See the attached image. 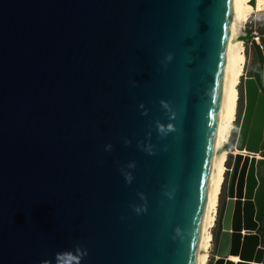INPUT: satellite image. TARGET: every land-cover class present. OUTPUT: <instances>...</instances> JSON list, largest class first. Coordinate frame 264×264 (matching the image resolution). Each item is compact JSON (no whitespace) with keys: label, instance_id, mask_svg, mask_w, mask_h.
<instances>
[{"label":"water","instance_id":"obj_1","mask_svg":"<svg viewBox=\"0 0 264 264\" xmlns=\"http://www.w3.org/2000/svg\"><path fill=\"white\" fill-rule=\"evenodd\" d=\"M234 10L0 0V264H198ZM257 39L215 264H264Z\"/></svg>","mask_w":264,"mask_h":264},{"label":"bare ground","instance_id":"obj_2","mask_svg":"<svg viewBox=\"0 0 264 264\" xmlns=\"http://www.w3.org/2000/svg\"><path fill=\"white\" fill-rule=\"evenodd\" d=\"M250 3L251 0H235L232 38L227 56L217 146L213 161V171L202 241L198 255V264H209L210 262L211 249L213 246L212 231L216 227L220 197L225 184V176L228 172L227 163L229 153L231 155H238V153H240L237 150H235V152L230 151L229 142L237 118L239 86L246 67L244 56L245 41L243 37L246 36L245 29L251 16L264 12V0H256V7H253ZM235 260L239 262V258H233L234 262H236Z\"/></svg>","mask_w":264,"mask_h":264},{"label":"rangeland","instance_id":"obj_3","mask_svg":"<svg viewBox=\"0 0 264 264\" xmlns=\"http://www.w3.org/2000/svg\"><path fill=\"white\" fill-rule=\"evenodd\" d=\"M248 29L252 30L253 33L258 34L260 36V39H257V40H259V42L261 44H264V12H260V13H257V14H254L253 16H251L249 22L246 25L245 34H246V31ZM244 56H245L246 64L247 63L251 64L253 62L254 57H255V50H254V47H253L251 42H245ZM247 71H248L247 69L244 70V76H243L241 84H240L241 88L239 87V89H241V90H242V87L244 88V78L247 76ZM241 90H239V98L241 96ZM238 101H239V99H238ZM235 126H234L235 130L232 133L229 145L231 143L235 144L237 142V138H238L237 136L238 135L235 134L236 131H237ZM230 151H232V150L230 149ZM234 158H235V155H231L229 153V159H228V163H227L228 172L226 173V176H225L226 177L225 178V184H224V187H223V190H222V194H221V197H220V205H222L223 198L229 191V185H230L231 178H232L231 173L229 172V170L231 168H233ZM229 166L231 167L230 169H229ZM219 209H220V206H219ZM218 213H219V210H218ZM216 227H217V224H216ZM216 227L212 231V235L213 236H214V233L216 231ZM217 256H218L217 250L215 248V243L213 242L209 264H215Z\"/></svg>","mask_w":264,"mask_h":264},{"label":"flooded vegetation","instance_id":"obj_4","mask_svg":"<svg viewBox=\"0 0 264 264\" xmlns=\"http://www.w3.org/2000/svg\"><path fill=\"white\" fill-rule=\"evenodd\" d=\"M262 45H263V49H264V44H262ZM254 50H255L254 60H253V62L251 64L247 63L248 66H247V68H245V69L248 70L247 71V76L244 78V88L242 87L241 99L239 98V101H238L237 119H236V123H235V125H236L235 127L237 129L235 134L238 135L237 137H239V135H240V133L242 131V127L244 125V119H245L246 112H247V101H246V96H245L246 81L249 80V79L254 78V72H255L256 68L259 66V59H258V55H257V51H256L255 47H254ZM234 130H235V128H234ZM237 140H238V138H237ZM231 170H232V168L229 170V172L231 173V176H232V171ZM225 196L223 198V203H224ZM223 203H222V205H220L219 213H218V216H217V222H216L217 227H216V231H215L214 236H213V242L215 243V248L217 247V244H216L217 243V235H218V230H219V226H220V213H221V210H222V207H223Z\"/></svg>","mask_w":264,"mask_h":264},{"label":"trees","instance_id":"obj_5","mask_svg":"<svg viewBox=\"0 0 264 264\" xmlns=\"http://www.w3.org/2000/svg\"><path fill=\"white\" fill-rule=\"evenodd\" d=\"M240 87V86H239ZM241 88V87H240ZM239 90H241V89H239ZM242 93V92H241ZM240 99H241V96H240ZM231 167L229 166V169H230Z\"/></svg>","mask_w":264,"mask_h":264},{"label":"built area","instance_id":"obj_6","mask_svg":"<svg viewBox=\"0 0 264 264\" xmlns=\"http://www.w3.org/2000/svg\"><path fill=\"white\" fill-rule=\"evenodd\" d=\"M260 157H258V159H259ZM232 171V170H231Z\"/></svg>","mask_w":264,"mask_h":264},{"label":"crops","instance_id":"obj_7","mask_svg":"<svg viewBox=\"0 0 264 264\" xmlns=\"http://www.w3.org/2000/svg\"><path fill=\"white\" fill-rule=\"evenodd\" d=\"M236 261V260H235ZM236 262H238V261H236Z\"/></svg>","mask_w":264,"mask_h":264},{"label":"clouds","instance_id":"obj_8","mask_svg":"<svg viewBox=\"0 0 264 264\" xmlns=\"http://www.w3.org/2000/svg\"><path fill=\"white\" fill-rule=\"evenodd\" d=\"M86 254V253H85Z\"/></svg>","mask_w":264,"mask_h":264}]
</instances>
